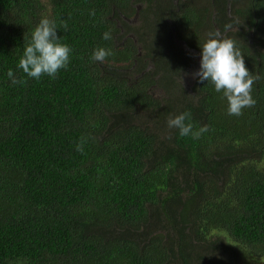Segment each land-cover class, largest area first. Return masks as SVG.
Returning <instances> with one entry per match:
<instances>
[{"label":"trees","instance_id":"obj_1","mask_svg":"<svg viewBox=\"0 0 264 264\" xmlns=\"http://www.w3.org/2000/svg\"><path fill=\"white\" fill-rule=\"evenodd\" d=\"M42 18L73 51L37 81ZM217 29L260 77L241 116L185 81ZM185 112L199 139L168 127ZM0 264H264V0H0Z\"/></svg>","mask_w":264,"mask_h":264},{"label":"clouds","instance_id":"obj_2","mask_svg":"<svg viewBox=\"0 0 264 264\" xmlns=\"http://www.w3.org/2000/svg\"><path fill=\"white\" fill-rule=\"evenodd\" d=\"M90 15H95L94 10ZM67 31V23L62 24ZM231 23L224 25L225 32L232 29ZM55 20L42 18L32 31L29 42L25 45L23 54L18 62V68L27 78L39 81L43 76L55 79L62 69H67L73 49L61 43L57 35ZM201 47L200 68L193 73L192 79L198 78L199 82H211L216 92L223 93L227 100V113L230 116H241L245 108L254 107L256 100L252 96L254 83L260 78L251 73L245 65L244 56L236 46V41L222 35L217 29L209 33ZM102 39L112 40V33H103ZM113 52L110 48L97 47L93 50L90 59L103 63ZM7 76L12 85H24L26 79L17 78L12 69ZM190 113H181L167 120L168 127L178 129L179 135L199 139L207 132L208 126H202L198 131L193 130L192 123H186ZM85 139L81 138L76 145V151L83 152Z\"/></svg>","mask_w":264,"mask_h":264},{"label":"rangeland","instance_id":"obj_3","mask_svg":"<svg viewBox=\"0 0 264 264\" xmlns=\"http://www.w3.org/2000/svg\"><path fill=\"white\" fill-rule=\"evenodd\" d=\"M133 19H134V18H133ZM133 19H132V20H133ZM204 35H205V36H208V33H204ZM173 38H174V40H175V42H176L177 44H180V45L184 46V43H183L182 41L178 40V39L176 38L175 35H173ZM190 51L193 52V49H190ZM185 77H186V78H185V81L188 83V85H190V80L192 81V77H193V75L190 76V74H188V75H186ZM187 78H189V79H187ZM153 94H154V95H159L160 92H157L156 89L154 88V90H153Z\"/></svg>","mask_w":264,"mask_h":264},{"label":"water","instance_id":"obj_4","mask_svg":"<svg viewBox=\"0 0 264 264\" xmlns=\"http://www.w3.org/2000/svg\"><path fill=\"white\" fill-rule=\"evenodd\" d=\"M194 56L197 58V54H194ZM198 63H200V62H198ZM198 69H199V67H198Z\"/></svg>","mask_w":264,"mask_h":264}]
</instances>
